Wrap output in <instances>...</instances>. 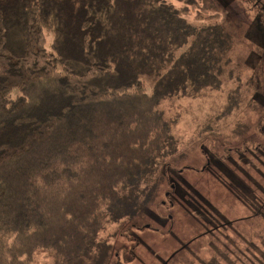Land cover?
<instances>
[{
  "label": "trees",
  "instance_id": "obj_1",
  "mask_svg": "<svg viewBox=\"0 0 264 264\" xmlns=\"http://www.w3.org/2000/svg\"><path fill=\"white\" fill-rule=\"evenodd\" d=\"M175 1L197 3L0 0V264H108L101 233L153 201L179 149L161 104L228 62L223 26Z\"/></svg>",
  "mask_w": 264,
  "mask_h": 264
},
{
  "label": "rangeland",
  "instance_id": "obj_2",
  "mask_svg": "<svg viewBox=\"0 0 264 264\" xmlns=\"http://www.w3.org/2000/svg\"><path fill=\"white\" fill-rule=\"evenodd\" d=\"M175 4L197 27L223 26L228 62L219 87L161 104L179 149L142 213L101 233L113 245L108 264H264V0ZM52 261L45 249L32 264Z\"/></svg>",
  "mask_w": 264,
  "mask_h": 264
},
{
  "label": "bare ground",
  "instance_id": "obj_3",
  "mask_svg": "<svg viewBox=\"0 0 264 264\" xmlns=\"http://www.w3.org/2000/svg\"><path fill=\"white\" fill-rule=\"evenodd\" d=\"M166 164V163H165Z\"/></svg>",
  "mask_w": 264,
  "mask_h": 264
}]
</instances>
